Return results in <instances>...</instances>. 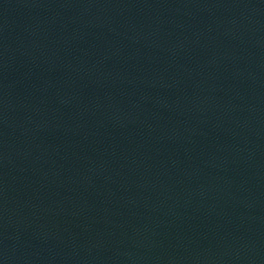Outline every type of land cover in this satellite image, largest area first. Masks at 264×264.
<instances>
[{"label":"water","instance_id":"obj_1","mask_svg":"<svg viewBox=\"0 0 264 264\" xmlns=\"http://www.w3.org/2000/svg\"><path fill=\"white\" fill-rule=\"evenodd\" d=\"M0 264H264V0H0Z\"/></svg>","mask_w":264,"mask_h":264}]
</instances>
